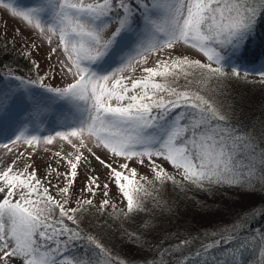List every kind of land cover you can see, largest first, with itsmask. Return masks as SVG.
<instances>
[{
	"label": "snow or ice",
	"instance_id": "1",
	"mask_svg": "<svg viewBox=\"0 0 264 264\" xmlns=\"http://www.w3.org/2000/svg\"><path fill=\"white\" fill-rule=\"evenodd\" d=\"M0 7L55 44L50 60L62 57L58 68L50 65L34 78L13 75L16 83L0 88V125L8 120L15 126L0 147L32 149L22 166L24 152L0 168V264H128L81 225L94 209L101 215L111 209L110 217L124 221L149 214L138 233L125 230L123 236L152 251L155 210L174 214L175 203L164 195L169 184L185 196L193 189L259 194L261 210L182 233L143 264L163 256L168 264H264V227L248 219L264 217V121L244 123L231 87L234 80L252 82L249 76L264 84V56L247 55L264 25V0H34L27 8L0 0ZM57 76L62 84L50 82ZM57 110L64 130L33 134ZM56 141L63 144L54 155L66 170L49 165L41 178L27 161L42 143ZM89 156L107 169V180L101 185L98 175H88L81 193L90 195L74 198L71 189ZM133 164L149 168L151 177ZM110 183L124 207L108 198ZM101 189L105 198L97 207Z\"/></svg>",
	"mask_w": 264,
	"mask_h": 264
},
{
	"label": "rangeland",
	"instance_id": "2",
	"mask_svg": "<svg viewBox=\"0 0 264 264\" xmlns=\"http://www.w3.org/2000/svg\"><path fill=\"white\" fill-rule=\"evenodd\" d=\"M16 4L19 7L27 8L31 7L34 4V0H15ZM35 44L36 47L32 48L31 46ZM55 44L52 45L47 44L46 42H43L34 32V30L28 28L26 24L12 16L7 10L0 7V52L5 53V57H2L3 54L0 53V88H6L10 84L16 83L15 81L11 80V77L13 75H21L24 77H35V74L37 71H39L40 74H43L46 71H49L50 65H55L57 68L59 65L56 63L58 58H62L59 53L54 54L49 59V53L52 47H54ZM29 50L31 52L30 57H25L22 55V52L24 50ZM181 51L184 52V54H188L191 56H195V52L190 49H181ZM12 57H18L24 60H21V64L16 63V65H12L10 60ZM32 61H35L39 65V69H34L32 65ZM151 66V60L149 62V65ZM136 75H139V69H137ZM70 79V78H69ZM249 81L252 82H244L242 80H234L231 82L232 87V93L236 101L237 108L241 109V107H244V111H242L241 116L248 120V122H252V112L250 110V104L251 102H256L260 99H262V95L264 94L263 89L264 84L259 82L258 77L249 76ZM54 84H62L64 81L57 76V79L54 81H50ZM262 85V86H261ZM241 106V107H240ZM63 117L59 114V110L53 113H49L43 118V122L39 123L38 131L34 132L33 134L46 136V135H54L55 131L64 130L63 128ZM251 124L249 123V126ZM5 128V132L3 134H0V143H8L9 138L12 136L13 131L15 129V126L12 125V123L8 120L3 121L2 125H0ZM63 142L56 141L54 145H44L43 143L37 147L36 151L32 154L31 159L27 162L32 165L33 168L37 169L38 176L43 178L48 171V166L51 165L52 168L58 169L59 171L63 172L66 170V166L64 165L63 161H59V158L54 155V153L61 149ZM9 147L12 148V151L9 152L7 149L0 147V168H3L5 165L10 163L12 160L16 159L17 155L19 153L24 152L25 157H22L20 161H18V164L22 166L23 160L26 159L27 153L31 152L32 149L27 148V146L23 145V143H20L18 145H11L9 144ZM48 149V150H45ZM87 155V153H86ZM97 155H100L102 158L110 159L108 157V154L103 151H97ZM59 161V163H58ZM123 162V161H120ZM115 166V165H114ZM133 167H137L138 172L141 175H148L151 177L150 169L144 166L139 165H132ZM168 170L171 172L173 171L170 166L167 164L164 165ZM88 175H98L100 177V183L101 185L103 182L107 180V169L103 168L94 158L91 156L88 157L87 162H82L80 168H79V175L76 178V182L74 187L71 189L73 197H79L81 195L83 196H89L90 194L87 192L81 193V189L84 188L87 180ZM54 176V173H53ZM49 179L52 180L53 185H59L63 186V181L54 179L52 177H49ZM109 199L111 202L116 203L118 207H124L126 202H122V197L118 193L116 187L109 184ZM172 191L171 184L166 186L165 189V198L170 199V193ZM175 195L185 196L184 193L180 192L178 190V193ZM188 197L193 198V201L190 203L188 202V207L185 206V201L181 202L179 205L180 208H182L180 211H177L176 213H180L182 218L188 221L189 226L194 225L196 231L199 230H211L215 226L221 224V223H227L232 220H235V217H228L227 211L230 212V210L240 208V206L246 205V210L248 207L253 203L251 202L252 199L261 201V195H256L253 197L243 195L238 193L235 189L231 190H221L219 192H213V193H206L201 192L198 190H191L187 193ZM186 197V196H185ZM2 198V197H0ZM105 197L103 196V191L97 190L96 195L94 197V201L97 207H99V203L101 200H103ZM171 200V199H170ZM248 203V206H247ZM74 204V201H73ZM196 204H206L210 206L211 211L204 212L202 209L197 207ZM150 209L152 208V204L148 203L147 205ZM109 212H111V209H108L107 212H105L103 215L97 213L95 209L93 210V215L89 216L85 221V231H91L100 236V238L105 239L102 235L98 233V228H100L98 225L101 221H105L106 224H110L107 221H109L111 218L109 216ZM156 215L160 214V211L155 210ZM174 214V216L176 215ZM239 213H243V211H240ZM226 214V215H225ZM149 214L146 213H139V214H133V217H136V219H141L145 216H148ZM177 216V215H176ZM211 216V217H209ZM227 216V218H225ZM123 218L119 219L122 220ZM131 219V218H130ZM210 219V221H209ZM135 220V219H134ZM203 222L200 226L196 225V222ZM105 225V224H104ZM111 225V224H110ZM150 243V242H149ZM142 252L136 256H139V258H150V256H147V253H145L147 250H141ZM112 252L115 255L118 254V250H112Z\"/></svg>",
	"mask_w": 264,
	"mask_h": 264
},
{
	"label": "trees",
	"instance_id": "3",
	"mask_svg": "<svg viewBox=\"0 0 264 264\" xmlns=\"http://www.w3.org/2000/svg\"><path fill=\"white\" fill-rule=\"evenodd\" d=\"M3 54L2 57H5L4 52H0ZM248 58L252 59L257 56H264V25H262L258 29V36L254 42H252L249 45L248 52H247ZM21 58L18 57H12L10 60L12 65H16V63L21 64ZM24 63V60H23ZM243 81V80H242ZM262 86V85H261ZM264 91V88L261 89ZM264 93V92H263ZM241 107V106H240ZM250 110L252 112V118L250 117L249 119H252V122H248V120L244 119V123L249 125L254 123V122H261L264 121V94L262 95V99L256 101V102H251L250 104ZM241 109L246 113L244 110V107H241ZM243 118V117H242ZM178 193L177 191H171L170 199L175 203L174 207V214L177 211H180L182 208L179 207L181 202L185 201V206L186 208L189 206L188 202L190 203L193 201L192 196H180V195H175ZM251 202H253L248 209L246 210V205L240 206L238 210L233 209L227 211V216L228 217H235V219L238 216L243 215L244 213L250 212L251 209L256 208L257 213L261 210L260 205L261 201L252 199ZM199 207L200 204H196ZM248 206V203H247ZM160 211L159 209H156ZM240 211H243V213H239ZM171 215H163L161 216L156 215V220L154 223L156 224V227L153 229V231L148 235V241L152 245V251H146L147 256L149 257L151 254V257L148 259L153 258L156 256L157 251L161 248H167L171 244L177 242L178 239H183L184 236L182 233H195L197 232L194 225L189 226L188 221L182 218L180 213H176L174 216ZM225 214V215H226ZM225 216V218H227ZM148 216H145L141 219H136V217H129L126 221L123 219L119 221V219L111 218L109 221H107L110 224H106L103 227L98 228V233L102 235L105 239H102V241L111 249V250H118V254L121 258L125 259L128 261V264H143L145 258H139V256H136L140 254L141 248L135 246L134 244L128 242L127 238L123 236V232L127 230L128 232H139L140 231V226L141 223L144 219H146ZM211 217V216H209ZM131 218V219H130ZM135 219V220H134ZM248 219L252 223V227H264V217H261L257 215L255 218H253L251 215L248 216ZM210 221V219H209ZM203 224V222H196L197 226H200ZM82 228H85V225H81ZM147 247V246H145ZM114 254V253H113ZM173 255H178L174 253ZM169 257L168 256H163L158 260L157 264H168Z\"/></svg>",
	"mask_w": 264,
	"mask_h": 264
}]
</instances>
